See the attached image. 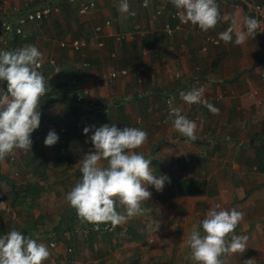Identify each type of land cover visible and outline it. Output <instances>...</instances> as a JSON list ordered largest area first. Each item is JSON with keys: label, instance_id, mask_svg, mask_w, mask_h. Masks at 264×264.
<instances>
[{"label": "crops", "instance_id": "0c3cea01", "mask_svg": "<svg viewBox=\"0 0 264 264\" xmlns=\"http://www.w3.org/2000/svg\"><path fill=\"white\" fill-rule=\"evenodd\" d=\"M84 1L95 4L86 16L76 13L75 3L52 0L53 10L40 21L18 25L41 4L0 0V22L16 24L24 36L0 32V51L37 47L42 53L38 70L49 85L31 150L17 149L0 160V178L9 190L14 183L36 191L33 201L21 199L10 230L45 244L51 255L44 264H194L183 240L193 228L202 232L200 222L218 203L243 213L235 234L248 238L247 250L225 255L224 264L249 258L264 264V35L234 42L235 30L244 29V18L251 16L228 0H216L221 19L204 32L190 22L173 29L178 20L170 15L178 10L170 0H149L147 7L144 0H128L135 16L119 11L120 0ZM251 1L264 6V0ZM106 21L108 27L94 33ZM166 23L173 29L170 35L164 32ZM229 27L233 41L225 43L219 34ZM76 39L86 42L78 52L59 47ZM112 70L127 72L113 86L106 82ZM71 79L88 92L81 105L73 102ZM201 87L203 99L218 113L180 98V92ZM6 88L7 82L0 81V89ZM176 107L196 122L195 140L174 130L170 111ZM104 124L144 130L147 142L136 151L151 160L153 175L170 182L160 192L148 186L152 196L143 205L144 215L94 231L95 225L82 221L65 197L81 178L78 162L92 150L91 135ZM49 131L59 137L50 147L44 145ZM0 229L1 236L9 231Z\"/></svg>", "mask_w": 264, "mask_h": 264}, {"label": "clouds", "instance_id": "9594fccd", "mask_svg": "<svg viewBox=\"0 0 264 264\" xmlns=\"http://www.w3.org/2000/svg\"><path fill=\"white\" fill-rule=\"evenodd\" d=\"M144 0L143 6H148ZM178 10L183 23L198 26L207 32L216 27L221 19L216 0H170ZM119 11L135 16L128 0H120ZM244 29L235 30V44H244L249 36L255 37L260 22L251 17L243 20ZM234 28L229 27L219 34L225 43L233 41ZM42 53L34 45H25L12 51H0V81L7 88L0 89V160L15 150H31V134L39 127L41 100L49 88L48 79L38 69ZM204 88H192L180 92V98L188 105L203 104L211 113L218 109L203 99ZM171 104V101H169ZM170 118L175 131L190 140L196 139L197 124L182 114L179 107L171 108ZM89 127L83 129L87 134ZM59 137L49 131L45 146H53ZM92 150L79 160L81 178L66 194V201L84 222L95 225L109 223L116 227L128 219L144 215L148 210L143 205L152 193L163 190L169 178L153 175L151 160L136 149L147 142V133L135 127L117 128L115 124L101 125L90 137ZM87 142V141H86ZM107 161V164L103 163ZM170 182V181H169ZM118 206L123 211H118ZM243 220V213L213 204L200 222L201 230L193 228L183 243L190 250L194 264H224L223 257L243 254L247 237L235 234ZM48 247L36 239L25 236L17 229L0 236V264H44L50 257ZM254 258L243 264H255Z\"/></svg>", "mask_w": 264, "mask_h": 264}, {"label": "built area", "instance_id": "2783aa9c", "mask_svg": "<svg viewBox=\"0 0 264 264\" xmlns=\"http://www.w3.org/2000/svg\"><path fill=\"white\" fill-rule=\"evenodd\" d=\"M35 2L41 4L40 8L36 11H29L26 12L25 15L18 20L16 23L18 25H21L25 20L29 22L33 21H40L44 16L48 15L51 10H53L52 6H49V3L52 0H34ZM231 3L240 6L244 11L251 16V18H254L260 22V27L257 30V34L259 36L264 35V6L256 4L252 2L251 0H228ZM70 3H75L76 4V13L80 16H86L93 12L95 10V4L92 1H82V0H68ZM161 12V8L157 10L156 14H159ZM170 19L174 20L175 22L178 20V23L175 24L173 29H177L181 24L183 23L180 18L178 13H173L170 15ZM108 22H104L102 26H96L93 31L94 33L98 34L101 33L103 27L107 28L108 27ZM173 29H170L169 23H166L164 25V32L167 35L171 34V31ZM133 32H138L139 31V26L134 25L132 26ZM0 32L4 34H9L11 36H18L21 38H24L19 26H16V24L10 23L9 21H1L0 22ZM207 43L214 44V42L210 39H206ZM86 46V42L84 39H76L72 40L69 43H60L59 47L68 49L71 52H78L79 50L83 49ZM99 46L101 44L99 43ZM20 47L14 46V47H9L7 48L6 51H12L15 49H18ZM140 72V69H137L134 71V75L137 76ZM127 72L126 70H119V71H109L106 76V82L113 86L114 81L117 76H126ZM260 78L264 80V74L260 75ZM68 85L73 89V102L74 104L81 105L84 103V99L87 100L88 97V92L82 88L79 87V83L76 79H71L68 83ZM91 104H95L94 100H90ZM100 112H105L104 110H100ZM96 226H93V229H96ZM103 229L109 230L110 228L107 226H104Z\"/></svg>", "mask_w": 264, "mask_h": 264}, {"label": "rangeland", "instance_id": "374dc122", "mask_svg": "<svg viewBox=\"0 0 264 264\" xmlns=\"http://www.w3.org/2000/svg\"><path fill=\"white\" fill-rule=\"evenodd\" d=\"M11 178H14L15 176L11 175ZM12 180V179H11ZM14 184V183H13ZM16 186V185H15ZM17 190H19V187H17ZM19 192L16 194V200L20 199ZM11 196L9 192V186L5 185L3 181L0 179V228H5V230H10L15 225V222H13L14 218L11 214L18 212L19 210L18 205L12 208L10 206L11 201L9 200V197ZM6 220V224L2 225V221ZM93 229V228H92ZM94 231H98L99 228L93 229ZM1 231V229H0ZM8 233V232H7ZM1 236V233H0Z\"/></svg>", "mask_w": 264, "mask_h": 264}, {"label": "trees", "instance_id": "16d2710c", "mask_svg": "<svg viewBox=\"0 0 264 264\" xmlns=\"http://www.w3.org/2000/svg\"><path fill=\"white\" fill-rule=\"evenodd\" d=\"M257 4V3H256ZM260 5V3H258ZM1 177V176H0ZM1 179V178H0ZM9 181L7 180V183ZM11 196L9 197V200L11 201V204L10 206L12 208H14L15 205H18V204H21L22 203V200L29 197L31 198V200L33 199V193H36L35 189H32L31 191L29 189L27 190H23L21 188H19V190H17L16 186L11 183L10 184V190H9ZM19 192V196H20V199L16 200V194ZM22 199V200H21ZM33 201V200H32ZM31 205V204H30ZM11 231V230H9ZM8 231V232H9ZM7 234V233H6Z\"/></svg>", "mask_w": 264, "mask_h": 264}]
</instances>
